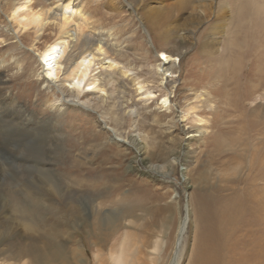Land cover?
<instances>
[{
  "label": "rangeland",
  "instance_id": "rangeland-1",
  "mask_svg": "<svg viewBox=\"0 0 264 264\" xmlns=\"http://www.w3.org/2000/svg\"><path fill=\"white\" fill-rule=\"evenodd\" d=\"M117 1L83 81L67 78L75 39L54 63V84L101 107L51 110L39 52L0 25V56L23 64L0 69V264H169L185 215L178 264L207 242L222 264L264 247V0ZM111 73L124 92L109 98Z\"/></svg>",
  "mask_w": 264,
  "mask_h": 264
},
{
  "label": "bare ground",
  "instance_id": "bare-ground-1",
  "mask_svg": "<svg viewBox=\"0 0 264 264\" xmlns=\"http://www.w3.org/2000/svg\"><path fill=\"white\" fill-rule=\"evenodd\" d=\"M141 1L143 2L146 0ZM144 3L147 2H143V4ZM261 3L256 6L255 10L256 12L259 11L264 13V2ZM147 6L144 5L143 16L144 19L150 21L149 23H152L154 22L152 20V17L155 13V9L152 6ZM0 8L2 11H5L8 15H10L9 17L11 20V22L7 21L6 17L3 14V17L0 16V25L3 28H6V30H15L16 35L14 37L17 39V41L39 52V56L42 61V66H44L41 78L46 84V87L51 88V94L48 98H46L45 105H47L51 110L60 112L63 111L68 105H70V103L74 102L73 100H70V98H76L82 105H92L94 107H101V105L94 102V97H92L93 93H83L81 96H79V92L75 93L71 88H69L65 84H54L52 78L54 74V63L57 59L59 44L64 41L66 42V40L71 41L72 39H75L76 53L74 56V61L72 60V69L67 75V78L72 83H77V85L78 83L83 81L91 63V59H87L88 55L86 54L89 53V51L94 50L95 53L101 55L105 52V49L110 47V42L115 40V38L112 36V33H110L108 29L104 31V26L102 24V21H100L98 15L103 14L102 10L103 8H106V14H108L109 17H114V14L117 13L120 8H122L119 1L111 0L108 2V0H0ZM22 8H26V11L18 14L17 11H20V9ZM73 15H78L80 17V21L86 25V29L88 30L84 29V25H82V23H79L80 21L74 22V20L71 19ZM70 26H72L71 29L69 28ZM2 46H6V44ZM12 47H14V45H12ZM161 55L164 59L165 55L163 53ZM10 61H13L12 63H15L17 68L20 67L21 69H23V64L20 59L10 53H7L6 56H0V69L11 65ZM115 63L113 64L112 61H108L104 65L107 68L114 69L116 65ZM163 66L164 65H162L161 62L158 63L157 71L159 70V72H163L168 69L167 67ZM124 73L125 70L124 72H122V74ZM5 80L6 78L0 71V83H5ZM91 83H94V80ZM102 84L101 85L103 87H106V94L109 98L113 93L121 94L124 92L123 83L118 77H116L112 73L111 75L109 74V76L104 80V82H102ZM101 89L105 90L104 88ZM0 98L1 100H4L3 97ZM8 104V108H10V106L12 105L11 101H8ZM13 107L20 109L21 106L15 104V106ZM110 114H112V116H115L112 112H110ZM238 202L239 199L236 198L235 201L233 200L231 206H228L227 204V213L228 209L233 211L236 210ZM182 225L180 229L182 228ZM209 239L211 240V238ZM217 242H207L206 244L203 243V247H199V249L196 250V252L192 255V259L189 264H222V245L220 246V244H218ZM259 245L257 248L255 247L254 249L246 251L242 255L237 257L234 260L233 264H264V247L262 246V248ZM179 251V246L178 249H174L172 258V260L174 259V262H171L169 264H178L177 258ZM129 262L123 252L121 254H117L114 259L115 264H129Z\"/></svg>",
  "mask_w": 264,
  "mask_h": 264
},
{
  "label": "water",
  "instance_id": "water-1",
  "mask_svg": "<svg viewBox=\"0 0 264 264\" xmlns=\"http://www.w3.org/2000/svg\"><path fill=\"white\" fill-rule=\"evenodd\" d=\"M183 225H182V228L179 229V233H178V237H177V240H176V243H175V249H178V246L179 244L181 243V239H182V236H183V232L185 230V226H186V221H187V216L185 215L184 219H183ZM172 262H174V259L172 260Z\"/></svg>",
  "mask_w": 264,
  "mask_h": 264
}]
</instances>
